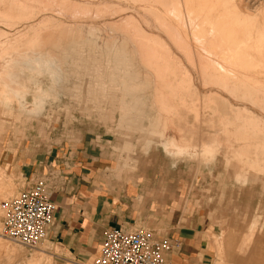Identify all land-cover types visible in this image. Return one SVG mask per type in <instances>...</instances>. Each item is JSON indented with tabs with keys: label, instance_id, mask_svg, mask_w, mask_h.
<instances>
[{
	"label": "rangeland",
	"instance_id": "obj_1",
	"mask_svg": "<svg viewBox=\"0 0 264 264\" xmlns=\"http://www.w3.org/2000/svg\"><path fill=\"white\" fill-rule=\"evenodd\" d=\"M204 1L0 0V264L50 263L46 241L2 236L1 203L28 183L20 162L65 148L99 169L100 195L121 190L114 200L126 210L128 193L149 198L124 227L166 236L170 218L194 214L207 240L201 264H264V0H237L244 11ZM190 4L199 11H184ZM226 16L242 23L235 33L249 53L239 57L231 36L207 53ZM37 55L59 64L57 79ZM14 90L32 113L42 96L40 113L19 112ZM164 133L177 151L156 143Z\"/></svg>",
	"mask_w": 264,
	"mask_h": 264
},
{
	"label": "crops",
	"instance_id": "obj_2",
	"mask_svg": "<svg viewBox=\"0 0 264 264\" xmlns=\"http://www.w3.org/2000/svg\"><path fill=\"white\" fill-rule=\"evenodd\" d=\"M238 38L241 43V35L238 34ZM19 168L27 178L52 173L53 177L49 180L48 186L50 199L55 208L43 240L47 242L48 254L53 258L54 264H92L98 254L103 232L107 228L123 226L122 223L138 219L140 215L138 211L151 205L149 198L144 197L148 205L147 202L142 205L136 201L139 200L136 196L132 197L128 193L132 203L126 210L125 203L119 201L117 203L114 200L121 197V190L111 189V199L109 196L100 195L99 169L88 158L79 157V154L72 153L66 148L57 152L35 153L25 162H20ZM134 191L133 188L128 190L130 193ZM147 212L145 215L154 214L153 211ZM149 223L153 224L154 221L151 220ZM167 224L166 236L157 228L148 229H153L158 235L177 243V246L166 255L170 262L201 264L206 256L207 240L204 228L195 215L180 212L170 218ZM39 251L40 253L35 256H41V260L46 261L48 257L45 250L40 248ZM50 256L49 264H52ZM33 260L34 257L29 262L32 263Z\"/></svg>",
	"mask_w": 264,
	"mask_h": 264
},
{
	"label": "built area",
	"instance_id": "obj_3",
	"mask_svg": "<svg viewBox=\"0 0 264 264\" xmlns=\"http://www.w3.org/2000/svg\"><path fill=\"white\" fill-rule=\"evenodd\" d=\"M52 177H29L25 187L2 201L3 237L28 248L44 239L55 208L48 186ZM176 246L153 229L114 226L103 232L92 264H172L166 255Z\"/></svg>",
	"mask_w": 264,
	"mask_h": 264
},
{
	"label": "bare ground",
	"instance_id": "obj_4",
	"mask_svg": "<svg viewBox=\"0 0 264 264\" xmlns=\"http://www.w3.org/2000/svg\"><path fill=\"white\" fill-rule=\"evenodd\" d=\"M166 1V0H165ZM225 1V0H224ZM223 0H222V2H224ZM228 1V0H227ZM20 2V1H19ZM181 2V1H180ZM221 2V0H209V1H204V3H207L208 4V6L209 7H212V9H214V11H222V6H221V4L222 3H220ZM230 4H232V8H230L229 10L230 11H237V10H240V9H243V11H244V8H246V6H244V5H242V1L239 3V5H241L240 7L239 6H237L238 4H237V2H236V0H230V1H228ZM226 3V2H225ZM223 5V4H222ZM166 7V6H165ZM193 7H196V5L194 4L193 6H191V4L189 5V7H188V9H187V6H186V8H185V10L184 11H199L197 8H194L193 9ZM168 8H169V11H181V7H180V4L177 2V3H175V4H173V5H168ZM237 8V9H236ZM239 8V9H238ZM203 11V10H202ZM263 11H264V8H263ZM245 20V19H244ZM247 20V19H246ZM245 20V21H246ZM191 25V24H190ZM242 25V23L240 24V22H238V21H234V20H231L230 18H229V16H226V17H224V18H217V22H216V26H218V28L217 29H215L214 30V34L213 35H215L216 34V31H217V34L213 37V38H211L209 41H207V42H209V45L211 46V47H209V48H207L206 49V51H207V53H209L210 55L211 54H216L218 51L216 50V49H221V45H223V44H220V43H214V40L213 39H215L217 42H221V41H223V39H225V38H228L229 36H231V38L232 37H235V38H237L238 39V41H239V38H238V35H236V28L237 27H240ZM215 26V25H214ZM245 26V25H244ZM234 32V35H232V33ZM212 40V41H211ZM233 40V39H232ZM234 41V40H233ZM260 42L261 41H259V44H260ZM229 43H231V41L229 42ZM229 43H227V44H229ZM233 43V42H232ZM237 43V42H236ZM231 45V44H230ZM250 45V44H249ZM136 46V45H135ZM207 46V45H206ZM258 46V45H257ZM249 47H251V46H249ZM248 46H246V44H243L242 42L240 43V47H238V49H236V52H237V54H242V55H245V54H247V53H249V51H251V49L249 48ZM184 49V48H183ZM138 50H140V49H138ZM203 50H205V49H203ZM252 50H254V47H253V49ZM113 51H114V49H113ZM143 51V50H142ZM222 51L223 52H226V50H224V49H222ZM221 51V52H222ZM259 51V50H258ZM149 52V51H148ZM260 52V51H259ZM149 54H150V52H149ZM152 54V53H151ZM150 54V55H151ZM160 54V53H159ZM264 54V53H263ZM258 55V54H257ZM124 56V55H123ZM122 56V57H123ZM139 56H140V54H139ZM143 56H145V54L143 55ZM148 56V55H147ZM155 56V55H154ZM157 56V55H156ZM222 56H225V55H222ZM252 56L253 55H251V58H252ZM146 57V56H145ZM174 57V56H173ZM240 57V56H239ZM262 57V56H261ZM140 58V57H139ZM153 58L155 59V57H152V58H147L148 60L149 59H152L153 60ZM230 58H231V56H230ZM259 58V57H258ZM140 59H143V58H140ZM146 59V61H148ZM36 63L38 64V66H39V68L40 69H42V68H45L44 70L46 71V69L47 70H49L50 71V73H51V75L53 76V77H56V79H57V77L60 75V67H59V64H57V62L56 61H54V60H48V59H41L40 57H38V55L36 56ZM172 60V59H171ZM258 60V59H257ZM144 60H142V62H143ZM154 62H152L153 64L154 63H156L155 62V60H153ZM151 62V61H150ZM145 63V62H144ZM147 63V62H146ZM159 63V62H158ZM157 63V64H158ZM262 63V62H261ZM259 64V65H262V64ZM34 64V63H33ZM49 75V74H48ZM248 75V74H247ZM50 77V76H49ZM124 78H126V77H124ZM51 79V78H50ZM59 80V79H58ZM125 80V79H124ZM55 82V81H54ZM4 85H6V82H4ZM226 85V84H225ZM230 85V84H229ZM223 87V86H222ZM229 87V86H228ZM232 87V86H231ZM230 87V88H231ZM220 89H221V87H220ZM232 89V88H231ZM225 90V89H224ZM223 90V91H224ZM233 90V89H232ZM15 91V90H14ZM233 91H239V90H235V88H234V90ZM231 92V91H230ZM45 93V92H44ZM44 93L42 92L41 94H43L44 95ZM15 98H16V100L18 101V103H16V104H18V111L19 112H22L24 115H29L30 113H32V108L34 107L33 105V107L32 108H30V104H28L25 100H24V97H22V98H20L19 99V97H18V95H20L17 91H15ZM237 95V94H236ZM15 100V101H16ZM42 96H39L38 98H36L35 100H34V104H35V106H37L38 108H39V106L42 104ZM123 100V99H122ZM3 102V101H2ZM7 102V101H6ZM121 102V101H120ZM119 102V103H120ZM32 103V102H31ZM123 103H125V100L123 101ZM127 103V102H126ZM126 103H125V106H126ZM129 103V102H128ZM128 103H127V105H128ZM132 103H134V102H131L129 105H131ZM3 104H4V102H3ZM121 104V103H120ZM5 105H7V104H5ZM124 105V104H123ZM121 106V105H120ZM119 106V107H120ZM6 107H8V106H6ZM36 107V109H34V111L35 112H33V113H36L37 111H38V113H40L39 112V109H41V107L38 109ZM129 107V106H128ZM127 107V108H128ZM127 108H126V110H127ZM120 109H122L121 107H120ZM124 109H125V107H124ZM132 109V108H131ZM37 110V111H36ZM129 111H130V107H129V109H128ZM249 110H251V109H249ZM261 110V109H260ZM263 110H264V108H263ZM41 111V110H40ZM253 111V110H252ZM121 112H123V110L121 111ZM124 112H126V111H124ZM123 112V113H124ZM32 113V114H33ZM123 113H121L120 115H122ZM235 113V112H234ZM236 113H238V112H236ZM236 113H235V115H236ZM254 113V112H253ZM260 113H262V112H260ZM31 114V115H32ZM125 114V113H124ZM259 114V113H258ZM125 115H127V114H125ZM124 116V115H123ZM237 116V115H236ZM260 116V115H259ZM119 118V117H118ZM122 117H120V119H121ZM126 118V117H125ZM128 118V117H127ZM263 118V117H262ZM261 118V119H262ZM236 120V119H235ZM263 120V119H262ZM234 122V121H233ZM230 123H231V121H230ZM228 124V123H227ZM234 127V126H233ZM245 127V126H244ZM248 127H249V125H248ZM247 128V127H246ZM245 128V129H246ZM252 128V127H251ZM247 129H249V131H250V128H247ZM260 129V128H259ZM263 129V128H262ZM253 130V129H252ZM261 130V129H260ZM246 131H248V130H246ZM248 131V132H249ZM264 131V130H263ZM263 131H261V132H263ZM170 132V131H169ZM245 133V132H244ZM252 133V132H251ZM264 133V132H263ZM161 134V133H160ZM167 134V133H166ZM170 134L171 135H173V133H171L170 132ZM239 134V133H238ZM163 135H165V133L163 134ZM171 135H165V136H167V138L166 139H164L163 141H160V142H156V143H162V146L164 147V149L165 150H171V151H177V149L176 148H180V145H178L179 143H177L176 141H175V137L173 138ZM240 135V134H239ZM247 135V134H246ZM248 135H249V133H248ZM252 135H254V133L252 134ZM248 137H250V136H248ZM256 137V136H255ZM237 138V137H236ZM251 138V137H250ZM257 138V137H256ZM252 139V138H251ZM253 140V139H252ZM154 141V140H153ZM152 141V142H153ZM151 142V143H152ZM237 142V141H236ZM148 143V142H147ZM154 143V142H153ZM148 145H150L149 143H148ZM161 145V144H160ZM174 145V146H173ZM162 146H160L161 148H162ZM185 146H187V149H188V145H185ZM184 146V147H185ZM209 146V145H208ZM183 147V146H182ZM186 149V150H187ZM194 149V148H193ZM163 150V149H162ZM182 150V149H181ZM189 151V150H188ZM190 152V151H189ZM188 152V153H189ZM193 152V151H192ZM191 153V152H190ZM192 154V153H191ZM242 154V153H241ZM167 156H168V153H167ZM256 158V157H255ZM258 164V163H257ZM260 166H261V164H260ZM264 166H262V168H263Z\"/></svg>",
	"mask_w": 264,
	"mask_h": 264
}]
</instances>
